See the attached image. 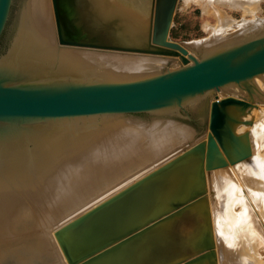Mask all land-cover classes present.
<instances>
[{"label":"water","instance_id":"water-1","mask_svg":"<svg viewBox=\"0 0 264 264\" xmlns=\"http://www.w3.org/2000/svg\"><path fill=\"white\" fill-rule=\"evenodd\" d=\"M177 2L0 0V264H64L55 225L67 264H218L206 193L228 164L264 219V18L181 46Z\"/></svg>","mask_w":264,"mask_h":264},{"label":"rangeland","instance_id":"rangeland-1","mask_svg":"<svg viewBox=\"0 0 264 264\" xmlns=\"http://www.w3.org/2000/svg\"><path fill=\"white\" fill-rule=\"evenodd\" d=\"M203 1L204 0H178L176 10L173 16L172 27L169 32V38L171 41L179 43L181 45L186 44V46H191L193 43H196V42L198 43V41H201L209 37L212 34V31L208 29V27L213 26L218 22L217 18L213 14V11L215 10H219V12L221 11L222 14L225 13L224 16H226L227 18H231L232 20H235L236 22H241V21L243 22L244 20L252 19L251 16L244 15L243 14L244 11L239 7L236 9L234 8L232 9L229 7H225V5L223 7V5L215 3V2L211 5L212 7L208 6L209 11L206 12L204 10H206L207 8L206 9L202 8L203 7L202 5H204ZM259 9L261 10V11L259 10L260 12L258 11L260 14L257 12L256 17L262 19L264 18V1L263 0L260 1L259 3ZM207 23L208 25H206L205 27L204 25ZM232 26H234V24H232ZM233 28L234 27H231L226 32L230 33ZM261 79L264 81V77H261ZM261 84L263 85V83ZM261 90L264 91V86ZM210 101H211V97L207 98L204 135H203L204 137L207 131V116H208V109H209ZM150 168L144 169V171L139 172L136 176L137 177L141 176ZM219 173H221L220 170L211 172L210 179H209V182L211 185L213 184V180H214L213 177ZM136 176L134 175L135 178H137ZM222 177L224 179L223 182L226 183V185L225 184L223 185V182H222L221 183L222 186H220L219 188L220 191L216 192L215 190V193L213 195L214 198L212 199V207H214L217 210L216 211L213 208V211L215 210V214H216L214 216V223H215L214 234H215L218 262L219 264H264V225L260 224L261 221L259 222L258 218L254 215L250 205L246 203L245 206L248 209V214L250 216L249 219H251L254 223L253 229L255 233L257 234L256 239H253V241L251 240L250 241L251 244H248L246 242V239L249 237L247 234H246V237L244 235V238H242L240 234L235 235L233 233V230H230L232 228V220L235 219V216L238 215L242 207L240 206L239 203H235L234 201H232V199H229L226 195L224 196L226 192L225 190H226L227 184L234 186V187L235 185H233L232 184L233 181H231V179H229L228 177H225V175ZM131 179H133V177ZM226 180H228V183ZM126 182L127 180L124 182V184H126ZM115 190H116V187L114 191ZM219 196H220V199L218 198ZM216 226L218 228H216ZM227 236H230V237H228L227 239ZM243 246H245V248ZM245 249L247 252L245 251ZM250 255H252L253 258Z\"/></svg>","mask_w":264,"mask_h":264},{"label":"bare ground","instance_id":"bare-ground-1","mask_svg":"<svg viewBox=\"0 0 264 264\" xmlns=\"http://www.w3.org/2000/svg\"><path fill=\"white\" fill-rule=\"evenodd\" d=\"M260 1H262V0H204L203 1V4L204 5H202L203 7L202 8H207L206 10H204V11H206V12H208L209 10H208V6L210 7L214 2L215 3H218V4H221V5H223V7H224V5H225V7H229V8H234V9H236V8H241L243 11H244V15H249V16H251L252 17V19H250V20H244L242 23L245 25L246 23H248L249 21H251V20H254V19H258L257 17H256V13L260 10L259 9V3H260ZM264 1V0H263ZM201 2V1H200ZM227 5V6H226ZM216 6V5H215ZM212 7V6H211ZM261 11V10H260ZM259 11V12H260ZM258 12V13H259ZM213 14L215 15V17L217 18V23L215 24V25H213V26H209L208 27V29H210L211 31H212V34L211 35H213V40H212V42H215V40H217V39H220L221 37H224V34H226L227 32V30L228 29H230L231 27H234L233 29H232V31L231 32H234V31H236L237 30V28L236 27H238V25L240 24L239 22H236L235 20H232L231 18H227L226 16H224V14H222V12L220 11L219 12V10H215V11H213ZM242 14V15H243ZM260 14V13H259ZM243 15V16H244ZM241 19V18H240ZM247 19V18H246ZM232 24H234V26H232ZM206 25H208V23L207 24H205L204 26L206 27ZM240 26V25H239ZM257 26V24L255 23H253V26H252V28L253 27H256ZM207 29V30H208ZM247 28H242L240 31H239V37H243L244 35H246V33H245V30H246ZM247 32V31H246ZM171 41V40H170ZM201 44H203V42H196V43H193L191 46H198V45H201ZM181 45V44H180ZM181 46H186V45H181ZM262 77H264V75L262 76ZM255 83L258 85V87L260 88V90L263 88V86H264V81L261 79V77L260 78H256L255 79ZM261 83H263V85L261 84ZM229 94H233L234 96H238V94L239 95H245V93H237L236 94V89H233V90H230V91H227V92H224V93H221V94H218L217 95V97H218V99L220 100V99H222V98H224V97H227V95H229ZM212 100H214L213 98H211ZM257 101V100H256ZM253 107H252V109H250V114H249V116L248 117H252L253 119H254V121H260L261 122V128H264V123H263V121H264V113H260L258 110H257V108L256 107H259V108H261L262 110H263V112H264V104H261V103H253ZM247 128L245 127V126H239L237 129H236V132L237 133H241V132H243V131H245ZM203 140H206V136L204 137L203 136V138H202ZM173 156V155H172ZM171 156H168V157H166L165 158V160L167 159V158H170ZM255 159H256V161H258L259 163H260V165L262 166V169H263V180H264V144L262 145V142L261 143H258L257 145H256V153H255ZM164 160V161H165ZM163 160H161V161H159V162H162ZM159 162H157V163H159ZM157 163H155V164H153L152 166H150V167H153V166H155ZM258 163V164H259ZM161 164V163H160ZM157 166V165H156ZM155 166V167H156ZM150 167H148V168H150ZM148 168H146V169H148ZM153 170V169H152ZM220 170V172L221 173H219V174H216L214 177H213V184L211 185L210 184V182H209V180H208V185H207V187H208V191H207V193H206V195H207V197H208V200H209V205H210V218H211V221H212V229H213V232H214V225H215V223H214V216L216 215L215 214V208L214 207H212V199L214 198V193H215V190H216V192L217 191H220L219 190V188H220V186H222L221 185V183L224 181V179H223V177L222 176H224L225 175V177H228L229 179H231V181H233V185H235V187L234 186H231V185H228L227 184V186H226V192H225V194H224V196L226 195L229 199H232V201H234L235 203H239L240 204V206L242 207H240L241 208V210H240V212L238 213V215H236L235 216V219L234 220H232V228L230 229V230H233V233L235 234V235H238V234H240L241 235V237L242 238H244V235H245V237H246V234L249 236L247 239H246V242L248 243V244H251V240L253 241V239H256V233H255V231H254V229H253V225H254V223H253V221L251 220V219H249V214H248V209L246 208V203L248 204V205H250V207H251V209H252V211H253V213H254V215L258 218V220H259V222H260V224L261 225H264V219H263V217H262V215L259 213V211H258V209L256 208V206L253 204V202H252V199H251V197L249 196V194L244 190V186H243V184L244 183H248L249 185H250V187H252V186H255V187H259V186H261V185H258V183L256 184V183H251V181L249 182V181H246V180H244L243 179V177L242 176H240V174L238 175V173L239 172H236V171H238V170H234L233 169V167L230 165V164H228V166L227 167H225V168H222V169H219ZM144 171V170H143ZM150 171V170H149ZM214 171H218V169L217 170H214ZM214 171H212V172H214ZM148 172V171H147ZM147 172H145V173H147ZM144 173V174H145ZM138 174V173H137ZM136 174V175H137ZM144 174H142V175H144ZM210 174H211V172H210ZM135 175V176H136ZM141 175V176H142ZM134 177V176H133ZM140 177V176H139ZM132 178V177H131ZM135 179V178H134ZM228 179V180H229ZM129 180V179H128ZM228 180H226L227 181V183H228ZM243 180V181H242ZM132 182V181H131ZM242 182H244V183H242ZM127 183V182H126ZM130 183V182H129ZM124 184V183H123ZM122 184V185H123ZM226 185V183H224L223 182V185ZM121 185V186H122ZM119 186V185H118ZM223 187H225V186H223ZM119 188V187H118ZM114 189L115 188H113L112 190H110L109 192H107L108 194L109 193H111V192H113L114 191ZM117 189V188H116ZM221 190H222V188H221ZM107 193H105L104 195H102L101 197H99L98 199H96V200H94L93 202H91L90 204H88V205H86L85 207H83L82 209H80V210H78L77 212H75L74 214H72V215H70L69 217H67L66 219H64V221H61V223L60 224H63L64 222H66L68 219H70V218H72L73 216H75V215H78V214H80L81 212H83L85 209H87V208H89V207H91V206H93V205H95L98 201H100L101 199H103L104 197H105V195L107 196L108 194ZM224 193V192H223ZM212 194V195H211ZM223 196V195H222ZM223 196V197H224ZM222 197V198H223ZM219 199H220V196L218 197ZM217 198V199H218ZM264 198V197H263ZM226 200V199H225ZM264 202V201H263ZM223 204V203H222ZM236 206V205H235ZM213 208L215 209L214 211H213ZM222 208V207H221ZM235 208V207H234ZM233 208V209H234ZM217 211V210H216ZM220 212V211H219ZM218 214V213H217ZM220 214V213H219ZM218 216V215H217ZM217 216H216V218H217ZM229 218V217H228ZM217 221V220H216ZM55 228H56V225L55 226H53V227H51L50 229H48L47 230V232H48V234H49V236H50V238L52 239V241H53V243H54V245H55V247H56V249H57V251H58V253H59V255H60V257L62 258V260H63V262H64V264H67L66 263V261H65V259H64V257H63V254L61 253V251H60V249H59V247H58V244H57V242H56V240L54 239V237H53V231L55 230ZM216 228H218L217 226H216ZM224 228V227H223ZM219 231V230H218ZM227 231V230H226ZM217 232V231H216ZM228 233V232H227ZM231 235H232V233H231ZM228 237H230V236H227V239H228ZM236 238V237H235ZM237 239V238H236ZM239 239V238H238ZM249 239V240H248ZM214 240H215V234H214ZM245 240V239H244ZM257 242V241H256ZM257 245V244H256ZM259 245V244H258ZM249 246H251V245H249ZM261 246V245H260ZM244 248H245V246H243ZM256 248H257V246H256ZM215 250H216V242H215ZM253 250V249H252ZM245 251H246V249H245ZM255 251H257V250H255ZM247 252V251H246ZM249 252V251H248ZM251 252V251H250ZM216 253H217V251H216ZM248 254H250V253H248ZM247 254V255H248ZM254 255V254H253ZM260 255V254H259ZM252 258H253V256L252 255H250ZM261 256V255H260ZM259 256V257H260ZM255 257V256H254ZM217 258H218V255H217ZM258 258V257H257ZM256 258V259H257ZM255 259V258H254ZM218 264H219V262H218Z\"/></svg>","mask_w":264,"mask_h":264},{"label":"crops","instance_id":"crops-1","mask_svg":"<svg viewBox=\"0 0 264 264\" xmlns=\"http://www.w3.org/2000/svg\"><path fill=\"white\" fill-rule=\"evenodd\" d=\"M175 10H176V9H175ZM174 13H175V12H174ZM172 23H173V20H172ZM170 29H171V28H170ZM169 32H170V31H169ZM172 155H173V154H172ZM172 155H170V156H172ZM164 160H165V158L163 159V161H164ZM163 161H162V162H163ZM162 162H159V163H157L156 165H159V164L162 163ZM156 165H155V166H156ZM155 166L151 167L149 170L154 169ZM149 170H147V171H149ZM147 171H146V172H147ZM136 177H137V176H136ZM134 178H135V177H133V179L130 178L129 180H127V183H126V184H128V183L131 182V181H133ZM137 178H138V177H137ZM135 179H136V178H135ZM123 183H124V182H123ZM126 184H124V185H126ZM121 185H122V184H120V185L117 186L116 188L118 189V187L120 188V187L124 186V185H122V186H121ZM184 227H185L184 230H188V229H190V226H189V225L184 226Z\"/></svg>","mask_w":264,"mask_h":264}]
</instances>
